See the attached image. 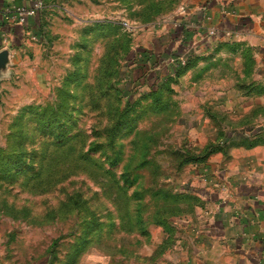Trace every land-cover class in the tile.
<instances>
[{"label": "rangeland", "instance_id": "rangeland-1", "mask_svg": "<svg viewBox=\"0 0 264 264\" xmlns=\"http://www.w3.org/2000/svg\"><path fill=\"white\" fill-rule=\"evenodd\" d=\"M187 2L42 0L0 49V264H161L193 167L264 117L251 46L160 42Z\"/></svg>", "mask_w": 264, "mask_h": 264}, {"label": "crops", "instance_id": "crops-1", "mask_svg": "<svg viewBox=\"0 0 264 264\" xmlns=\"http://www.w3.org/2000/svg\"><path fill=\"white\" fill-rule=\"evenodd\" d=\"M21 3L33 5L34 0H0V49L24 38V34L38 32L42 10L24 26L7 20L14 6ZM163 41L172 49L184 45L189 53L208 52L218 41L249 45L257 61V81L264 82V0H188L168 35L160 37ZM261 117L255 119L259 124L245 129V133L225 131L223 148L193 167L192 214L174 225L177 232L172 244H160L167 251L161 264H264Z\"/></svg>", "mask_w": 264, "mask_h": 264}, {"label": "built area", "instance_id": "built-area-1", "mask_svg": "<svg viewBox=\"0 0 264 264\" xmlns=\"http://www.w3.org/2000/svg\"><path fill=\"white\" fill-rule=\"evenodd\" d=\"M42 7V0H34L33 5L23 3L15 5L13 10H11V12L7 15V20L13 22L14 24L24 26V24L27 23V20L30 17H33ZM32 37H34V35ZM3 41L5 42V39H3ZM182 56H180V59Z\"/></svg>", "mask_w": 264, "mask_h": 264}, {"label": "water", "instance_id": "water-1", "mask_svg": "<svg viewBox=\"0 0 264 264\" xmlns=\"http://www.w3.org/2000/svg\"><path fill=\"white\" fill-rule=\"evenodd\" d=\"M7 51L5 49L0 50V64H3L7 59Z\"/></svg>", "mask_w": 264, "mask_h": 264}, {"label": "trees", "instance_id": "trees-1", "mask_svg": "<svg viewBox=\"0 0 264 264\" xmlns=\"http://www.w3.org/2000/svg\"><path fill=\"white\" fill-rule=\"evenodd\" d=\"M43 8V7H42ZM42 8L40 9V11L42 10ZM40 25H41V20L38 22V24H37V27H38V30H39V28H40ZM216 149H211V150H209V151H207V152H205L204 153V156H205V158H207L209 155H210V153L212 152V151H215ZM207 156V157H206ZM196 161H199V160H196ZM202 161H204V160H202ZM205 161H206V159H205ZM204 161V162H205ZM203 162H201L200 164H202Z\"/></svg>", "mask_w": 264, "mask_h": 264}]
</instances>
